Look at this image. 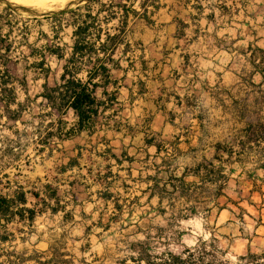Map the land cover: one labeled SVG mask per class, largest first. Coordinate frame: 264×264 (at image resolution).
<instances>
[{
	"label": "rangeland",
	"instance_id": "rangeland-1",
	"mask_svg": "<svg viewBox=\"0 0 264 264\" xmlns=\"http://www.w3.org/2000/svg\"><path fill=\"white\" fill-rule=\"evenodd\" d=\"M78 1L80 0H72L49 10L48 13H52L71 6V11H75L58 17L19 13L8 5L9 2L5 4L0 1V25L3 27L4 35L10 31L7 44L13 46L9 55L10 67L16 72L18 78L27 77L28 83V95L18 88V101L25 104L20 121L8 122L7 118L2 117L3 113L0 110V194L11 195L19 186H24L26 190H42L44 185L51 184L59 188L62 204H66V211H71L73 215V220L68 223H64L63 212L55 216L51 213L38 216L32 227L17 221L10 223L7 226L10 240L0 243V264H38L30 257L40 253H44L41 261L46 262L53 256L51 246L61 247L62 245H64L62 252L69 254L66 259L73 261L71 264H82L81 260L93 264H118L117 262L128 257L130 243L144 241L149 226L165 225L167 223L165 218L170 217L171 205L179 206L183 202L166 199L159 204L158 197L150 198L152 193L150 188L155 182L160 181L163 185L171 177L188 174L203 160H211L215 153L212 147L214 142L224 143L225 146H232L234 143L233 137L237 131V125L232 115H224L217 105L219 103L202 90L203 85L191 84V75L196 70L193 66L196 63L194 57L191 59L192 66H179L181 60L178 55L181 51H174L176 42L171 37L170 31L150 32L144 35L143 27L135 25L132 42H134L133 39L140 38L143 40V47L139 49L137 45L134 46L136 48L134 58L139 57L142 53L141 49L144 48L147 57L164 59L163 65L167 64L164 77H171L174 80L175 77L184 76L186 79L184 83L181 81L178 85L182 94L180 100L169 92L161 93L159 90L154 91V94L150 96L152 101L158 100L160 105L165 107L168 113L165 117L166 125L159 123L152 130L146 128V134L140 133L134 139L130 135L128 137L120 135L114 141L111 140V147L117 155L122 154L120 148L122 142L125 141V146L129 145L127 151L129 155L126 154L127 158L135 159L132 164L122 155L125 160L121 165L110 158L106 153L107 145L102 140L103 133L91 138L82 136L73 141L64 142L54 137L50 138L49 144L43 147L41 143L52 131L49 123L55 121L57 115H49L52 108L41 97L36 98L43 91L42 86L45 80L42 72H33L31 64L45 55L46 62L52 69L48 83L51 87L55 86L60 81L64 62L58 64L56 59L47 55V48L62 47L66 57H69L73 23L79 14L85 16L88 11L93 14L101 11L99 20L102 26L110 33H115L117 21L105 23L106 18L113 7L115 8L113 11H119V5H127L128 0L124 2L121 0L88 1L82 4ZM78 7H80L79 10H77ZM181 43L185 48L182 53H190L194 56L195 48L191 45L186 46V40ZM166 54L168 55L165 56ZM243 63V61L234 63L233 70L242 68ZM141 66L140 61L136 62L134 67L137 70L129 73L128 83L138 81L139 77L144 80ZM149 67L153 68L152 65ZM245 67L246 71L250 68L249 65ZM156 70H151L149 73L154 76ZM256 95L262 96L259 91ZM144 107L146 103L138 100V104L134 107L130 103L124 106L116 105L115 111L125 109L123 114L130 118L131 124H135L136 131H141L145 120L149 118ZM260 115L264 116V113H250L246 116L247 119L255 120ZM65 120L73 123L71 115H68ZM122 128L125 133L128 132L126 124L123 123ZM145 135L156 146H145L143 142ZM106 139L111 138L107 136ZM38 150L40 153L37 152ZM80 151L82 157L79 160V166L62 173V168L71 158L78 156ZM249 153L246 157L247 171L256 166L253 159L255 156L264 157L262 148H256L255 152L249 151ZM220 165L218 160L215 161V167ZM109 166L113 172L111 176L108 171ZM229 168H226L227 174H230ZM259 175H262V172H259ZM105 176H109V181L112 182V188H109L110 193L113 194L110 201L102 198L107 190ZM230 177L233 178L232 190L237 189L234 180L238 179L244 191L240 206L246 213L243 214L238 207L228 203L227 207L233 213L226 210L221 215H217L215 209L208 219L204 220L201 216L180 221L181 228L186 232L183 242L187 245H194L200 237L204 239L210 237L204 225L215 227L218 236V232L221 233L220 229L226 226L229 219H233L245 229V234L249 235L251 226L264 220V208L260 201L257 198L253 200L248 198L247 175L236 166ZM185 181L199 182V179L187 175ZM232 190L229 193L237 200V195ZM76 199L78 204L74 203ZM225 201L222 198L221 203L225 204ZM250 202L255 207L250 206ZM116 204L122 206L120 214L115 210ZM159 209L166 210L165 218L159 215ZM223 231L229 232V230ZM153 246L156 252L165 250L164 246L157 243ZM170 249L174 250L175 247ZM19 256L22 260L18 259ZM126 264H132V262L129 260Z\"/></svg>",
	"mask_w": 264,
	"mask_h": 264
},
{
	"label": "crops",
	"instance_id": "crops-1",
	"mask_svg": "<svg viewBox=\"0 0 264 264\" xmlns=\"http://www.w3.org/2000/svg\"><path fill=\"white\" fill-rule=\"evenodd\" d=\"M121 2H124V0H121ZM126 3L127 5L117 6L119 11H113L115 9L114 7L110 11V13H116V18L111 21H117V26L114 29L115 33H110L109 30H105L102 26L104 31L101 40L95 46L98 49L97 53L91 57L86 56L83 59L86 66H84L85 69L82 73L79 74V78L87 81L89 70L99 65L97 64V59L103 61V65L108 69L105 77L98 75L94 80L98 84L95 90V97L103 103L99 108V117L95 132L93 134L83 132L70 140H61L60 138L54 137L64 142L73 141L82 136L91 138L94 135L103 133L102 140L107 145L106 153L109 154L110 158H113L119 165L125 159L132 164L135 159L133 157L127 158L129 155L127 153L129 145L125 146V141L121 143V155L125 158L123 159L121 155H117L114 152V148L111 147V140L114 141L120 135L122 137H128L130 135L134 139L140 133L146 134V128L152 130L159 123L166 125L165 117L168 113H166L165 107H162L158 100L152 101L150 96L154 94V91L159 90L161 93L169 92L180 100L182 94L179 91L180 86L178 85H180L181 81L183 83L186 81L184 76H180L179 78L175 77L174 80L171 77H164L167 66V64L163 65L164 59L147 57L144 48L141 49V55L134 58V53L136 52L134 46L137 45L139 49L143 47V40L140 38L133 39L134 42H132V37L135 33L134 28L135 25H141L144 30H142L144 35L150 32L160 33L161 31H170L171 37L176 42L174 51H181L178 55L181 60L179 66H192L193 62L191 59L193 57L196 61L193 65L196 70L191 75V84L203 85L205 88L203 87L202 90L206 92L207 96L215 100L216 103H219L217 105L222 109L224 115H232L237 125L236 130L238 132L236 131L233 137V145H226V147L224 143L214 142L212 144L215 150L213 158L208 161L203 160L196 166L209 162H213L215 165V161H217L215 157L219 155L223 156V161L229 159V162H218L221 163L220 166L224 168V174L229 178L224 191L228 198L237 203V206L236 204L228 202L226 197H222L226 200V207L228 203H231L238 207V209H243L240 203L243 201L242 195L244 191L240 187L238 179L234 180L237 189L232 190L231 188L233 178L230 177V174L233 172V168L238 166L240 171L247 175L246 179L249 184V188L247 189L248 198L251 200L257 198L264 208V157L255 156L253 159L256 166L249 171L246 169V163L242 164L237 160L238 157L242 159L247 157V149L252 148L254 152L256 148H262L264 150V131L261 129V126H263L264 130V116L260 115L255 120L247 119L246 116L250 113H264V107L261 105L264 79L263 74L259 72L264 68V0H144L143 2L141 0H128ZM125 16H127V21L126 24H123ZM131 24L134 26L132 27ZM0 27L2 26L0 25ZM121 31L122 35L119 44L109 58L108 56L111 53L106 55L100 50V43L105 41L106 38L104 33L109 32L111 35H114ZM8 34L7 39L10 37V31L4 35L3 27L0 29L1 37H5ZM184 40L187 42L186 46L191 45L195 48L193 51L194 56L190 53H182L185 48H183L181 42ZM6 45H11V51L8 53L9 59L13 46L7 43ZM73 46L74 37L72 34L69 57L72 55ZM50 48L53 49L55 47ZM62 51L64 56L62 59H59L47 50V55L56 59L58 64H61L62 61L64 62L62 64L61 75L64 72V66L67 64V59L69 58L66 57L63 48ZM3 53H6L4 47L1 50V54ZM87 61L90 62L89 65ZM138 61L142 65L141 73L144 76V80L139 77L138 81L134 80L128 83L129 73L137 70L134 65ZM241 61L244 62L243 67L239 70H233L234 63H241ZM151 65L153 68L149 67ZM161 65L163 66L162 68ZM247 65L250 66L248 71H246L247 68L245 67ZM48 67L51 69L50 65ZM32 70L33 72L35 71L34 69ZM151 70L157 71L154 76L149 73ZM51 73L52 69L50 71ZM49 76L47 83L49 82ZM60 84L61 80L55 86ZM258 91L262 94L261 97L256 95ZM138 100L146 103L144 109L146 108V113L149 115L141 131H136L135 124H131L130 118L123 114L125 109L115 111L116 105L123 104L124 106L130 103L134 107L135 104H138ZM188 106H190L189 103ZM51 113H54L53 115L49 113L51 116L57 115V119L51 121L53 123L55 122L53 127H51L53 132L57 131L59 118L66 122L64 126L66 130L72 128L77 122L74 112L70 109L61 117L53 109ZM68 115L73 117V123L65 120ZM259 119L261 120L260 123H258ZM122 122L126 124V128L128 129L126 133L122 128ZM172 124L174 125V123ZM251 126H254L255 130L253 134L248 131ZM107 136H110L111 139H106ZM49 140L44 139L41 145L43 147L48 145ZM121 140L123 139L121 138ZM149 140L146 135L143 137L145 146H156L154 144H148ZM218 145L219 147L225 146L224 148L227 151L232 152V156L229 157L228 152L218 154ZM243 149H245L244 152L242 151ZM37 152L40 153V150ZM227 167L231 168H229L230 174L226 173ZM108 171L113 175L111 166H109ZM259 172H262V175H259ZM231 190L236 193L237 200L230 195L229 191ZM222 198H220V202ZM249 204L255 207L253 203L250 202ZM226 210L233 213L227 207V209H224L217 215H221ZM243 210L245 211V209ZM245 213L246 211L243 214ZM242 225L245 226L244 222H242ZM250 229L251 234L246 235L245 229L233 219H229L226 226L220 229L221 233L218 232V236L221 235L223 237L219 236L221 245L228 250V256L230 258L237 259V257L244 256L248 253L249 249L253 253H264V220L251 226ZM223 230H229V232L226 233Z\"/></svg>",
	"mask_w": 264,
	"mask_h": 264
},
{
	"label": "trees",
	"instance_id": "trees-1",
	"mask_svg": "<svg viewBox=\"0 0 264 264\" xmlns=\"http://www.w3.org/2000/svg\"><path fill=\"white\" fill-rule=\"evenodd\" d=\"M89 2H100V0H90ZM79 9L80 7L77 10ZM69 12L75 11L70 10L54 17L65 15ZM100 13L101 11L97 12V14L88 11L85 16L79 14L73 23V52L64 66L60 85L55 87L48 86L47 78L51 69L46 63L45 55H43L40 61L32 64V68L35 71L42 72L46 80L42 86L43 91L36 98L41 97L60 117L70 109L77 118L76 124L69 130H66L64 127L66 122L59 118L57 131H50L45 138L47 141L54 136L61 140H70L83 132H88L89 134L95 132L99 108L103 103L95 97V90L98 84L94 80L98 75L105 77L108 69L103 65V61L97 59V64L99 65L89 70L87 81L79 78V74L82 73L85 69L84 66H86L83 59L86 56L91 57L97 53L98 49L95 46L101 40L104 31L102 23L99 20ZM115 18L116 13L112 12L106 18L105 23H109ZM126 21L127 16L123 19V24H126ZM104 34L106 38L105 41L100 43V50L106 55L111 53L108 56L110 58L119 44L122 31L114 35H111L109 32H105ZM8 36L9 34L5 37L0 36V110L3 113L2 117L7 118L8 122L16 123L20 121L25 110V104L18 101V88L23 90L25 95H28V83L25 76L21 79L18 78L16 72L10 67L8 53L11 51V45H6V37ZM3 47L5 48V54H1ZM47 50L59 59H62L64 56L60 47L47 48ZM87 62L89 65L90 62ZM259 72L263 74L264 79V68ZM262 93L261 105L264 107V91ZM27 99L29 98L27 97ZM13 107L16 108L12 109ZM50 114L53 115L54 113ZM260 122L261 120L259 119L258 123ZM54 123L51 122L49 127H53ZM261 129L264 131L263 126H261ZM248 131L252 134L255 133L254 126H251ZM148 144L153 143L149 140ZM245 149L242 151L244 152ZM217 150L218 154L228 152L229 157L232 156V152L227 151L224 147H219L218 145ZM249 151L253 152L254 150L252 148L247 149L248 154H250ZM81 157L80 151L78 156L70 159L61 172L66 173L68 170H73L79 166ZM222 157L219 155L215 159L221 163L230 161L229 159L223 161ZM237 160L244 164L247 163L248 159L238 157ZM111 174L109 172L110 176ZM186 174L181 177H171L163 185L160 184V181H156L150 188L152 190L150 198L158 197L159 204L166 199L183 202L179 206L177 204L171 205L170 217L168 218H165L167 214L166 210L159 209V215L163 216L167 223L162 226H149L145 233L146 239L130 243L128 257L117 263L126 264V261L130 260L132 264H264V253H253L250 249L246 255L237 257L236 260L231 259L228 256V250L221 245V239L217 236V229L215 227L204 225V229L210 233L208 239L200 237L192 246L183 242V236L186 232L181 228L180 221L201 216L204 220L208 219L215 209L217 210V214H220L221 211L227 209L226 204L222 205L220 202V198L222 197H226L228 202L237 206V203L228 198L224 191L229 178L224 174L222 166L215 167L213 162L201 163L196 166L187 175L197 177L199 182H186ZM104 179L107 182V190L102 195V198L110 201L113 195L109 191V188L112 187V182L108 181L109 176H105ZM77 200L74 202L75 204H78ZM34 201L36 202L34 203ZM62 201L59 195V188L53 187L51 184L44 185L42 190H26L24 186H19L11 195L0 194V229H2L0 243H6L10 240L7 226L14 221L22 222L32 227L38 216H42L48 212L52 216L63 212L65 214L64 223L73 220L71 211H66L67 205H63ZM115 210L120 214L122 206L116 204ZM241 211L242 213L245 212L243 209ZM4 231L5 233L3 234ZM154 243L164 246L165 250L156 252L153 246ZM171 247H175V249L171 250ZM63 248L64 245L61 247L51 246L50 250H52L53 256L46 262L41 261L44 253L35 254L30 258L36 260L38 264L73 263L71 259H66V256L69 254L62 252ZM18 259L22 260V257L19 256ZM81 263L93 264L86 263L84 260H81Z\"/></svg>",
	"mask_w": 264,
	"mask_h": 264
},
{
	"label": "bare ground",
	"instance_id": "bare-ground-1",
	"mask_svg": "<svg viewBox=\"0 0 264 264\" xmlns=\"http://www.w3.org/2000/svg\"><path fill=\"white\" fill-rule=\"evenodd\" d=\"M5 1L20 6L41 8L46 10V9H52L54 7H58L62 4H67L72 0H5Z\"/></svg>",
	"mask_w": 264,
	"mask_h": 264
},
{
	"label": "water",
	"instance_id": "water-1",
	"mask_svg": "<svg viewBox=\"0 0 264 264\" xmlns=\"http://www.w3.org/2000/svg\"><path fill=\"white\" fill-rule=\"evenodd\" d=\"M0 1L3 2V3H5V4L8 3L5 0H0ZM88 1H90V0H82V1L80 0L78 2H79V4H82V3L88 2ZM76 3H77V1H76ZM8 5L10 7H12L15 11L19 12V13L33 14L35 16H38V15H41V16H47V15H49V16L50 15L51 16H56V15H59V14H62V13H65V12H68V11L72 10L71 9V6H68V7L64 8L62 10L55 11V12L53 11L52 13H48L49 10H52V9H46V10H44V9H38V8L35 9V8L19 7V6H13L10 3H8Z\"/></svg>",
	"mask_w": 264,
	"mask_h": 264
}]
</instances>
